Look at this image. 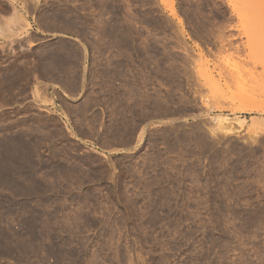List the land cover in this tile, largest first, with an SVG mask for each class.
I'll return each instance as SVG.
<instances>
[{
  "label": "rangeland",
  "instance_id": "1",
  "mask_svg": "<svg viewBox=\"0 0 264 264\" xmlns=\"http://www.w3.org/2000/svg\"><path fill=\"white\" fill-rule=\"evenodd\" d=\"M0 264H264V0H0Z\"/></svg>",
  "mask_w": 264,
  "mask_h": 264
},
{
  "label": "crops",
  "instance_id": "2",
  "mask_svg": "<svg viewBox=\"0 0 264 264\" xmlns=\"http://www.w3.org/2000/svg\"><path fill=\"white\" fill-rule=\"evenodd\" d=\"M60 106L62 107V111L68 116V117H72L71 116V109H70V107L68 106V105H65V104H63V103H61L60 104ZM59 116H60V119L64 122V120H65V117L63 116V114H61L60 112H59ZM78 134H79V132H77Z\"/></svg>",
  "mask_w": 264,
  "mask_h": 264
},
{
  "label": "bare ground",
  "instance_id": "3",
  "mask_svg": "<svg viewBox=\"0 0 264 264\" xmlns=\"http://www.w3.org/2000/svg\"><path fill=\"white\" fill-rule=\"evenodd\" d=\"M118 10V9H117ZM120 11V10H119ZM116 14V13H115ZM113 36V35H112Z\"/></svg>",
  "mask_w": 264,
  "mask_h": 264
}]
</instances>
